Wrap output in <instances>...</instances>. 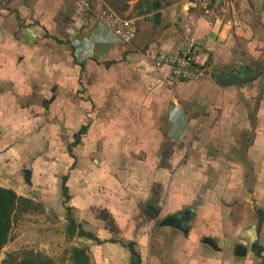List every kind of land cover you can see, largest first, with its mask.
Returning a JSON list of instances; mask_svg holds the SVG:
<instances>
[{
    "label": "crops",
    "instance_id": "crops-1",
    "mask_svg": "<svg viewBox=\"0 0 264 264\" xmlns=\"http://www.w3.org/2000/svg\"><path fill=\"white\" fill-rule=\"evenodd\" d=\"M0 186L72 221L91 264H264V0H0Z\"/></svg>",
    "mask_w": 264,
    "mask_h": 264
},
{
    "label": "rangeland",
    "instance_id": "rangeland-1",
    "mask_svg": "<svg viewBox=\"0 0 264 264\" xmlns=\"http://www.w3.org/2000/svg\"><path fill=\"white\" fill-rule=\"evenodd\" d=\"M29 199L30 204L18 203L6 243L14 241L32 252L36 250L42 264H75L73 248L84 249L90 260L88 248L73 235L69 223L57 216L52 217V212L42 201Z\"/></svg>",
    "mask_w": 264,
    "mask_h": 264
},
{
    "label": "built area",
    "instance_id": "built-area-1",
    "mask_svg": "<svg viewBox=\"0 0 264 264\" xmlns=\"http://www.w3.org/2000/svg\"><path fill=\"white\" fill-rule=\"evenodd\" d=\"M85 8L90 7V0H79ZM197 6L205 5L207 0H190ZM98 18L106 23L113 32L123 40H129L134 35V27L132 21L127 18H120L110 10L102 11ZM166 64L171 68V75L175 79L190 80L196 76L193 66L189 63L185 56L159 54L155 58V65L160 66Z\"/></svg>",
    "mask_w": 264,
    "mask_h": 264
},
{
    "label": "trees",
    "instance_id": "trees-1",
    "mask_svg": "<svg viewBox=\"0 0 264 264\" xmlns=\"http://www.w3.org/2000/svg\"><path fill=\"white\" fill-rule=\"evenodd\" d=\"M18 203L30 204L32 201L29 198L17 195L15 191L10 188L0 186V249L5 245L9 238L12 216L18 207ZM69 228L71 232H74L72 221H69ZM72 252L74 254L73 259L75 264H91L84 249L73 248Z\"/></svg>",
    "mask_w": 264,
    "mask_h": 264
},
{
    "label": "water",
    "instance_id": "water-1",
    "mask_svg": "<svg viewBox=\"0 0 264 264\" xmlns=\"http://www.w3.org/2000/svg\"><path fill=\"white\" fill-rule=\"evenodd\" d=\"M261 70V64L256 62L253 67L242 66L238 69L231 70L227 73L222 71H215L214 78L222 85H234L245 83L250 80H253L256 76L259 75ZM186 215H182L180 220H186ZM175 222V220H173Z\"/></svg>",
    "mask_w": 264,
    "mask_h": 264
}]
</instances>
